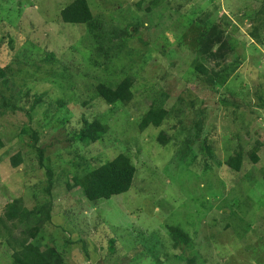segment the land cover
<instances>
[{
  "label": "rangeland",
  "instance_id": "obj_1",
  "mask_svg": "<svg viewBox=\"0 0 264 264\" xmlns=\"http://www.w3.org/2000/svg\"><path fill=\"white\" fill-rule=\"evenodd\" d=\"M73 1L0 0V218L14 200L28 210L51 203L50 221L35 219L36 242L61 264H264V0H87L101 40L61 22ZM203 25L217 27L225 52H197ZM127 76L131 101L104 104L97 86ZM161 98L173 113L139 131ZM93 121L107 128L99 142L71 141ZM234 151L238 172L225 166ZM120 154L136 169L130 190L87 202L75 178ZM170 227L189 237L187 249L174 248ZM5 245L1 234L0 264L11 262Z\"/></svg>",
  "mask_w": 264,
  "mask_h": 264
},
{
  "label": "trees",
  "instance_id": "obj_2",
  "mask_svg": "<svg viewBox=\"0 0 264 264\" xmlns=\"http://www.w3.org/2000/svg\"><path fill=\"white\" fill-rule=\"evenodd\" d=\"M156 3L157 1L154 0L153 4ZM261 14L263 16L262 22H264V10L259 11V15ZM59 18L65 25L85 26L88 33L92 34L93 37L97 40L102 39L100 33L102 30L101 23L98 22L92 15L87 0H74L61 10ZM206 20H209V18H206ZM216 28L217 27L214 26L203 25L201 30H198L199 36L195 42V49L199 47L197 50L199 54L214 57V48H216V51L218 52L225 48V42L219 43L220 39L217 34H215ZM135 31L138 32V29ZM114 37L115 36L112 35V37L107 38V40L111 43L114 40ZM205 39H209L214 43L205 47V42H202ZM217 54L218 53L215 52V55L218 57ZM191 66L193 68V72L196 71L202 75H206L208 73L205 66L199 62L194 63V65L192 63ZM226 74L228 77V73ZM220 75L221 74L216 73L213 76V80L215 81L214 83L217 85H223L226 82L225 76ZM132 80L133 79L130 76L125 77L115 89L108 88L103 84L98 85L96 88L98 97L108 106L117 103L126 105L132 99ZM163 103V98L156 101L153 100L151 102L148 111L137 125L139 131L143 132L149 127L159 128L163 124V121H165V118L170 113L163 108ZM84 125L85 126L81 128L76 135H74L71 141L79 142L85 145L95 144L99 142L107 133L106 126L100 124L99 121H93L92 123L84 122ZM196 137L198 141L193 142L194 146L198 143L199 147L202 150H205V137ZM157 140L162 146L167 145L169 142L165 134L162 132L158 134ZM2 147L3 144L0 140V149ZM43 153V150H38L39 164L41 167H43ZM249 157L253 164L258 162L256 152H252ZM11 162L13 168L18 167L21 163L20 157H12ZM241 164L242 154L238 151H234L233 155L229 156L225 162V166L236 172L240 170ZM135 173L136 169L131 160L125 155L120 154L100 167L89 171L81 178H75L74 185L82 190L85 200L89 203L108 201L112 197L126 194L130 190ZM46 175L49 180L46 194L50 197L52 188V173L47 170ZM262 179L264 182V175ZM51 209L52 204L49 203V205H42L38 209L28 210L23 206L21 200H14L4 207L3 215L0 218V235L2 234L3 242L11 252L10 264L62 263L60 254L55 252L53 249L47 248L42 250L36 242L41 233V228L35 223V219L36 217L41 216L44 219L43 221L49 222L51 219ZM31 221H33L34 224H32ZM21 226L22 230L16 233ZM168 233L176 250L182 252L189 247V237L184 234L180 228L170 227L168 228ZM113 245L114 240L112 239L109 242V253H113Z\"/></svg>",
  "mask_w": 264,
  "mask_h": 264
}]
</instances>
